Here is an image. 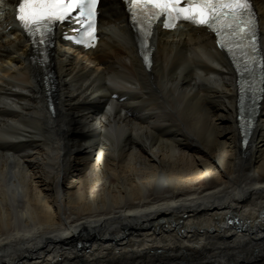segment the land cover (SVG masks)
I'll list each match as a JSON object with an SVG mask.
<instances>
[{
  "label": "bare ground",
  "instance_id": "6f19581e",
  "mask_svg": "<svg viewBox=\"0 0 264 264\" xmlns=\"http://www.w3.org/2000/svg\"><path fill=\"white\" fill-rule=\"evenodd\" d=\"M9 6L0 264H264V86L246 132L237 75L210 34L157 36L146 70L113 4L95 53L53 49L50 89L4 25Z\"/></svg>",
  "mask_w": 264,
  "mask_h": 264
},
{
  "label": "snow or ice",
  "instance_id": "6c2138e0",
  "mask_svg": "<svg viewBox=\"0 0 264 264\" xmlns=\"http://www.w3.org/2000/svg\"><path fill=\"white\" fill-rule=\"evenodd\" d=\"M97 3L98 0H19L16 19L40 44L48 42L55 25L75 19L81 25L75 42L89 46L95 39ZM125 3L146 38L151 35L153 23L161 17L166 29L185 21L214 32L219 46L234 59L239 57L243 61V71H251V65L257 63L258 21L251 0H125ZM69 38L65 35V39ZM145 62L149 63L147 56Z\"/></svg>",
  "mask_w": 264,
  "mask_h": 264
},
{
  "label": "rangeland",
  "instance_id": "374dc122",
  "mask_svg": "<svg viewBox=\"0 0 264 264\" xmlns=\"http://www.w3.org/2000/svg\"><path fill=\"white\" fill-rule=\"evenodd\" d=\"M51 258H52V257H51ZM51 258H50V259H51Z\"/></svg>",
  "mask_w": 264,
  "mask_h": 264
}]
</instances>
